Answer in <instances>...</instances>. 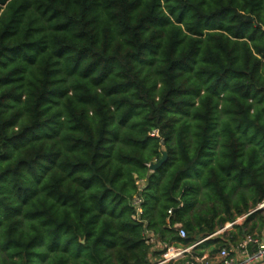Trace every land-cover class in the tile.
<instances>
[{
    "label": "trees",
    "instance_id": "trees-1",
    "mask_svg": "<svg viewBox=\"0 0 264 264\" xmlns=\"http://www.w3.org/2000/svg\"><path fill=\"white\" fill-rule=\"evenodd\" d=\"M263 202L264 0H0V264H153L246 215L213 254Z\"/></svg>",
    "mask_w": 264,
    "mask_h": 264
},
{
    "label": "built area",
    "instance_id": "built-area-1",
    "mask_svg": "<svg viewBox=\"0 0 264 264\" xmlns=\"http://www.w3.org/2000/svg\"><path fill=\"white\" fill-rule=\"evenodd\" d=\"M137 199V203H140ZM264 205L260 204L259 206ZM171 214V210L168 211ZM234 222L225 224L214 234L198 239L189 245H175L173 243L159 244L161 254L153 264H264V231L258 233H246L235 244L221 246L216 253H211L200 245L213 235L223 233L230 229ZM180 238H186L187 232L181 224L173 226ZM147 243L157 244L155 236L148 235Z\"/></svg>",
    "mask_w": 264,
    "mask_h": 264
},
{
    "label": "water",
    "instance_id": "water-1",
    "mask_svg": "<svg viewBox=\"0 0 264 264\" xmlns=\"http://www.w3.org/2000/svg\"><path fill=\"white\" fill-rule=\"evenodd\" d=\"M166 158H167V154L164 151L163 152V156L160 159H158L157 161L149 164V169L151 171L156 170L157 168H159L166 161ZM263 207H264V205H261V206L257 207L256 209L252 210V212H254V211L258 210V209H262Z\"/></svg>",
    "mask_w": 264,
    "mask_h": 264
},
{
    "label": "rangeland",
    "instance_id": "rangeland-1",
    "mask_svg": "<svg viewBox=\"0 0 264 264\" xmlns=\"http://www.w3.org/2000/svg\"><path fill=\"white\" fill-rule=\"evenodd\" d=\"M262 204H264V202H263ZM263 209H264V207H263ZM245 216H246V215H243V216L238 217V218L235 220V223H236V224H241V223L243 222ZM229 223H230V222H229ZM226 224H227V223H226ZM220 229H221V228H220ZM207 247L209 248V246H207ZM204 248H206V247H204ZM153 261H154V259H153Z\"/></svg>",
    "mask_w": 264,
    "mask_h": 264
},
{
    "label": "crops",
    "instance_id": "crops-1",
    "mask_svg": "<svg viewBox=\"0 0 264 264\" xmlns=\"http://www.w3.org/2000/svg\"><path fill=\"white\" fill-rule=\"evenodd\" d=\"M231 229H232V227L230 229H227V231H230ZM205 249L210 250V248H208V247H206Z\"/></svg>",
    "mask_w": 264,
    "mask_h": 264
}]
</instances>
